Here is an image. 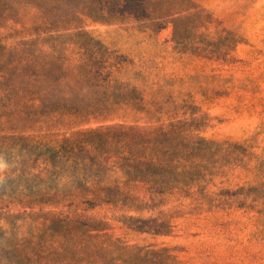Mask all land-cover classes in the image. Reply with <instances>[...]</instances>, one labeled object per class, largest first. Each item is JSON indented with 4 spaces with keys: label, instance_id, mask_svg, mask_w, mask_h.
Returning <instances> with one entry per match:
<instances>
[{
    "label": "trees",
    "instance_id": "1",
    "mask_svg": "<svg viewBox=\"0 0 264 264\" xmlns=\"http://www.w3.org/2000/svg\"><path fill=\"white\" fill-rule=\"evenodd\" d=\"M143 11V0H0V125H21L0 134L7 168L0 222L10 228L0 229V264H158L165 250L112 240L108 226L87 211L141 212L155 197L171 195L218 208L206 190L208 159L218 147L193 138L186 124H128L130 113H144V99L117 81L122 61L91 29L139 21ZM49 123L76 129L59 139L24 134L25 125L41 130ZM244 198L245 211L260 202L257 191ZM11 206L44 213L23 218L41 219L40 232L18 237ZM122 225L154 237L173 228L132 217Z\"/></svg>",
    "mask_w": 264,
    "mask_h": 264
},
{
    "label": "rangeland",
    "instance_id": "2",
    "mask_svg": "<svg viewBox=\"0 0 264 264\" xmlns=\"http://www.w3.org/2000/svg\"><path fill=\"white\" fill-rule=\"evenodd\" d=\"M143 10L139 21L91 29L122 61L117 81L144 99V113H130L128 124H186L193 138L218 147L206 178L218 208L171 195L155 197L141 212L100 208L86 215L104 222L112 240L165 250L158 264H264V0H143ZM31 16L24 19L27 28ZM43 127L25 125L24 134L59 139L76 129ZM16 128L21 125L2 123L0 134ZM6 170L0 159V186ZM255 191L258 205L239 209L245 194ZM9 215L18 220V237L40 232L41 219L23 218L44 213L11 206ZM129 217L165 220L173 228L168 236L139 234L123 227ZM0 229L10 228L1 221Z\"/></svg>",
    "mask_w": 264,
    "mask_h": 264
}]
</instances>
